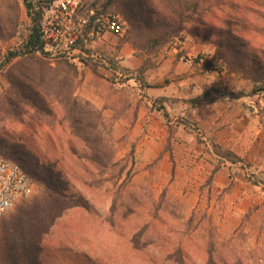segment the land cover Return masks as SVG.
<instances>
[{
    "label": "rangeland",
    "instance_id": "1",
    "mask_svg": "<svg viewBox=\"0 0 264 264\" xmlns=\"http://www.w3.org/2000/svg\"><path fill=\"white\" fill-rule=\"evenodd\" d=\"M120 3L109 9L122 18ZM25 14L23 0H0V92L7 86L1 75L25 57L9 59L14 39L8 30ZM140 16L149 18L148 13ZM165 16L173 17L171 12ZM181 17L186 12L176 18ZM152 21L143 20L140 27L123 21V33L98 40L92 46L96 58L81 65L38 57L52 78L66 76L72 97L87 101L100 116L92 135L101 141L107 166L91 160L87 144L71 134L55 99L42 100L39 109L30 105L23 124L0 115L8 138L0 156L32 166L33 172L42 164L54 165L67 181V196L89 205L70 208L56 221L43 241L55 259L46 256L43 264H264V104L255 103V111L244 99L264 79L231 70L216 55L214 43L197 41L187 29L156 45L167 28L154 31ZM181 34L185 39L178 46ZM192 77L198 84L206 80L208 87L180 99ZM164 87L168 95L161 97ZM57 88L51 86L54 93ZM207 97L209 103L232 101L215 109L218 131L226 133L212 139L195 106ZM237 104L247 111L232 112ZM229 111L236 119L227 117ZM241 130L247 131V142L231 143L245 152L238 156L227 143ZM27 152L38 164L28 160ZM27 174L34 193L0 223L2 264H21L8 247L6 229L46 192Z\"/></svg>",
    "mask_w": 264,
    "mask_h": 264
},
{
    "label": "trees",
    "instance_id": "2",
    "mask_svg": "<svg viewBox=\"0 0 264 264\" xmlns=\"http://www.w3.org/2000/svg\"><path fill=\"white\" fill-rule=\"evenodd\" d=\"M23 1L26 8L23 19L25 21L30 5L28 0ZM118 1L106 0V2L99 3L98 0H88L87 5L102 12H113L109 8ZM120 1L122 3L118 8L123 15L124 19L121 18L123 21L137 26L143 23V20L150 22L155 17L156 19L149 25L150 28L154 31H158L159 28H167L158 40L155 39L156 45L164 42L165 36L167 40L171 35H177L187 29L197 41L214 43L216 55L231 70L245 73L256 81L264 79V0ZM123 6L124 8H122ZM165 12H171L173 17L165 16ZM185 12L186 17L176 18ZM144 13H148V19L140 16ZM118 15L121 17L120 14ZM16 29V25L13 27L11 25V29H8L13 37ZM257 37L260 38L259 41L254 40ZM27 43V51H29V47L42 46L37 24ZM22 55L25 57L1 75L7 86L0 92V115H4L7 120L13 119L18 124H23L27 108L30 105L39 109L42 100L55 99L63 106L65 117L69 120L71 134L87 144L85 149L91 160L100 161L99 163L103 167L107 166L109 163L104 160L103 148L100 146L101 141L97 142V139L92 135V130L97 128L96 120H99L100 116L90 108L87 101L72 97V91L68 88L70 80L66 76L58 75L57 78L56 76L52 78L44 66V61L38 58L39 56L24 55L13 50L9 59ZM52 85L60 86L56 93L51 90ZM3 129L0 127V152H3L8 141L7 136L1 132ZM14 147L23 149L18 152L25 150L20 145H14ZM27 155L32 164L33 160L34 164H38V159H34L33 154L27 152ZM20 164L17 163L25 172L27 171L43 183L46 192L41 195L40 199L35 200L32 206L20 211L18 219H15L16 221L14 220V223L11 224L12 227L6 229L8 235L6 242L19 263L43 264L46 256L52 260L55 259L51 253L44 250L43 241L56 221L63 217L70 208L77 206L87 209L89 205L86 201H82V198L73 200L67 196V181L62 179L60 173L54 169V165L42 164L39 166L41 167L40 171L33 172V168L30 171L32 166L27 167L24 163L21 164L22 166ZM209 264L215 263L210 261Z\"/></svg>",
    "mask_w": 264,
    "mask_h": 264
},
{
    "label": "built area",
    "instance_id": "3",
    "mask_svg": "<svg viewBox=\"0 0 264 264\" xmlns=\"http://www.w3.org/2000/svg\"><path fill=\"white\" fill-rule=\"evenodd\" d=\"M87 1L28 0L30 8L27 20L17 25L13 37L14 51L50 60H67L75 65L96 58L93 44L106 35H121L124 22L118 14L89 7ZM36 24L42 46L35 45L27 51L26 45ZM178 38L176 43L180 46L185 36L181 34ZM185 61L188 66L193 65L191 59ZM244 99L247 105L257 111L254 104L257 103V107L264 104V82L253 96ZM34 187L33 179L22 168L0 156V205L8 202L15 206L20 200L31 196ZM5 213L0 214V223Z\"/></svg>",
    "mask_w": 264,
    "mask_h": 264
},
{
    "label": "crops",
    "instance_id": "4",
    "mask_svg": "<svg viewBox=\"0 0 264 264\" xmlns=\"http://www.w3.org/2000/svg\"><path fill=\"white\" fill-rule=\"evenodd\" d=\"M189 52V50H188ZM192 52H189V55ZM126 61V59L124 60ZM182 65L184 66V64L182 63ZM182 65L178 64L179 69H182ZM187 68V67H186ZM188 69V68H187ZM199 76V75H198ZM195 77V76H194ZM194 77L190 78L191 80H186V87L183 89V94H181L180 99H188V97H193V96H198L200 95L202 92H205V88H207L208 84H206V80L202 81L201 84H198V80H192ZM196 82L197 85H194L193 83ZM161 89V94H159L161 97L164 95H168V88L164 87V88H160ZM173 95V94H170ZM178 95V94H176ZM232 100V99H231ZM239 101V99H237ZM210 101L209 98L207 97L204 98L203 102H198L197 104H195V106L197 107V113H198V121L200 122V125L204 130L206 135H208V137H210L211 139L213 138V136L218 132V133H222V135H224L226 132L225 130H221L222 132L218 131V124H217V115H216V111L215 109H217L218 105H224V103H226L227 105H232V101H227L226 98H224V103L217 101V102H208ZM174 105V104H172ZM238 111H235V106H233L232 108V112H237L239 115L241 114L240 110L245 109V111H247L246 108H242V106H239V104L236 105ZM249 110V109H248ZM230 112V111H229ZM230 112L228 114L227 117L231 118L234 117L236 119V115H234V113ZM245 113V112H244ZM243 117H245L246 115H242ZM218 127V128H217ZM229 133V132H228ZM245 136V137H242ZM244 138L245 143L248 140V136H247V131H240L238 133H234L233 136H229L228 139H230V141L227 143V145H229V148L234 150L235 154L238 156L241 155H245V152L240 151L239 149H237L236 145H233L231 143H239L241 141V139ZM225 144V143H223Z\"/></svg>",
    "mask_w": 264,
    "mask_h": 264
},
{
    "label": "clouds",
    "instance_id": "5",
    "mask_svg": "<svg viewBox=\"0 0 264 264\" xmlns=\"http://www.w3.org/2000/svg\"><path fill=\"white\" fill-rule=\"evenodd\" d=\"M14 210H15L14 205H12L8 202H4L3 205H0V214L5 213V212L11 213Z\"/></svg>",
    "mask_w": 264,
    "mask_h": 264
}]
</instances>
